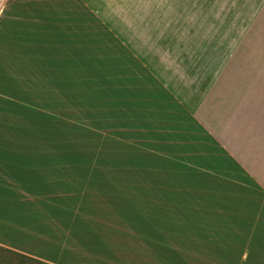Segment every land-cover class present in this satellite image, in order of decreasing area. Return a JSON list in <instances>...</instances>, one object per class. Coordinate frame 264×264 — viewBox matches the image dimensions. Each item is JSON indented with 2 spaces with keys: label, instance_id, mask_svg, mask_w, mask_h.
Returning a JSON list of instances; mask_svg holds the SVG:
<instances>
[{
  "label": "crops",
  "instance_id": "crops-1",
  "mask_svg": "<svg viewBox=\"0 0 264 264\" xmlns=\"http://www.w3.org/2000/svg\"><path fill=\"white\" fill-rule=\"evenodd\" d=\"M213 1L219 4V0ZM261 1L245 0L244 9L239 12L220 11L213 5L212 20L221 22L223 12H232L234 18L230 16L229 20L237 21V14L243 13L239 20L244 23L247 18L248 23H264ZM90 3L89 0H4L0 12L5 6L6 17L1 23H45L38 25L37 39H32L37 44L33 51L43 65L40 68L43 73L38 75L53 79L49 84H53L54 91L68 90L65 98L73 103L75 111L83 106L85 114L91 115L99 107L96 113L101 112L108 123H116L113 139L140 140L130 150L111 147L103 154L132 157L127 160L129 164L104 159L105 162L94 161L90 167V171L98 167L105 175L113 173L107 178L112 180L110 187L114 189L127 185L139 189L132 198L139 214L135 219L141 221L132 229L133 242L139 243L130 244L131 248L153 255L155 263L178 264L169 254L168 237H174L173 244L176 236L183 237L182 241L189 245L188 255L207 258L215 249L205 244L218 240L214 236H228L230 251L235 246L234 239L240 236L244 248L239 262L231 264H264V158L250 159L248 155L247 70L238 73V81L237 73L232 74L229 69L225 85L217 79L207 84L196 79L192 84L185 77L177 80L173 74L172 79H164L166 72L163 76L155 74L130 52L121 37L108 35L101 24L102 16L92 10ZM26 43L29 41L22 40V44ZM46 43L53 46H40ZM8 54L12 53L6 52V57ZM7 76L13 82L12 76ZM95 92L99 93L95 95ZM96 97L102 100L99 106ZM101 133L103 139L104 134L108 135L103 129ZM1 168L12 185L20 183L15 191L27 188V170ZM86 196L88 188L82 190V199L79 197L84 200L82 203ZM123 197L115 196L116 200ZM99 203V208H95L100 212H107V208L103 210L104 203L114 211L126 210L123 202L112 204L114 201L103 198ZM111 217L123 219L116 214ZM91 218H95L94 228H87L90 232L86 235L81 233L85 244L68 242L72 238L69 229L65 234L30 230L22 238L23 246L12 244L7 236L0 237V264H108L85 257L100 250L86 243L94 229H109L107 217L91 215L88 219ZM209 220L213 223L207 225ZM98 222L102 225H97ZM110 225L117 229L122 226ZM148 234H157V238ZM196 243L199 257L193 254Z\"/></svg>",
  "mask_w": 264,
  "mask_h": 264
},
{
  "label": "rangeland",
  "instance_id": "rangeland-1",
  "mask_svg": "<svg viewBox=\"0 0 264 264\" xmlns=\"http://www.w3.org/2000/svg\"><path fill=\"white\" fill-rule=\"evenodd\" d=\"M89 1L92 10L102 16L104 23L101 24L108 35L121 37L130 52L155 74L163 76L166 72L164 79L169 80L173 74L177 80L185 77L192 84L196 79L206 84L217 79L225 85L229 69L232 74L237 73L238 81V73L246 69L248 155L250 159L264 158V23H248V18L244 23L241 21L243 13L237 14V21L229 20L230 16L234 18L232 12H223L222 21L214 23L211 13L213 5L220 11H242L245 0L236 3L219 0V4H214L213 0ZM261 2L264 4V0ZM5 9L4 6L0 12V237L7 236L12 244L23 246L22 238L30 230L65 234L69 229L72 238L68 242L85 244L81 233L86 235L90 232L87 228L92 229L95 225V218H88L103 216L109 220V229L93 230L94 234L86 241L87 246L100 250L85 256L88 260L108 264H158L151 257L153 255L134 251L130 246L139 243L137 240L133 242L132 234V229L141 222L135 219L139 214L132 199L139 189L128 185L114 189L110 187L112 180L107 178L113 173L105 175L98 167L90 171L91 164L97 160L129 164L127 160L132 157H104L103 154L111 147L130 150L140 140L113 139L116 137V123H108L101 112L96 113L99 107L94 115L85 114L83 106L75 111L73 103L65 98L68 90L54 91L53 84H49L53 79L38 75H42L40 68L43 69V65L34 52L36 40H32L37 39L35 30L38 25L45 23H1L6 17ZM52 26L55 27V23ZM22 40L29 43L22 44ZM6 52L12 54L6 57ZM6 74L12 76L13 82L10 76L5 77ZM108 86L97 85L99 88ZM95 100L99 106L102 100L98 97ZM102 129L108 134H104V139L100 138ZM1 167L4 170H27V188L15 191L20 183H13V186L7 181L6 172L4 175ZM87 188L88 196L82 203L84 200L80 195ZM121 195L124 197L116 200L115 196ZM103 198L114 201L112 204L123 202L125 212L114 211L105 203L102 207L103 210L107 208V212L96 210L95 206L99 208ZM111 212L123 219L112 218L114 214ZM192 213H196L195 209ZM115 223L122 224L120 229L110 225ZM211 223L212 220L207 221V225ZM96 224L102 225L100 222ZM98 232L106 234L99 237ZM148 235L157 238V234ZM173 238L168 237L169 254L178 264L238 263L244 248L243 237L234 239L235 246L230 251L228 236H214L218 240L205 245L215 250L207 258H196L186 253L189 245L182 241L183 237L176 236L174 244L171 243ZM63 243L67 242L64 240ZM192 249L197 255V243Z\"/></svg>",
  "mask_w": 264,
  "mask_h": 264
}]
</instances>
